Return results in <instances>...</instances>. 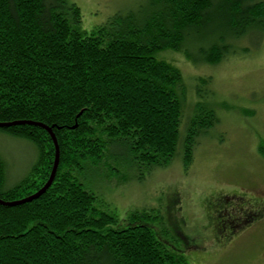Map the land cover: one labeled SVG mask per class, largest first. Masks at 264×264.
<instances>
[{
	"label": "trees",
	"instance_id": "16d2710c",
	"mask_svg": "<svg viewBox=\"0 0 264 264\" xmlns=\"http://www.w3.org/2000/svg\"><path fill=\"white\" fill-rule=\"evenodd\" d=\"M252 35L264 41V0H147L89 31L67 0H0V123L42 124L58 145L46 191L0 205V264H187L167 244L174 235L136 224L151 213L133 212L122 226L78 175L110 160L151 173L178 150L186 171L219 118L200 102L186 105L182 72L154 55L171 50L193 66H217ZM195 82L198 98L203 87L211 95V77ZM0 129L35 152L12 186L0 157V200L14 202L45 185L55 147L38 126Z\"/></svg>",
	"mask_w": 264,
	"mask_h": 264
},
{
	"label": "rangeland",
	"instance_id": "374dc122",
	"mask_svg": "<svg viewBox=\"0 0 264 264\" xmlns=\"http://www.w3.org/2000/svg\"><path fill=\"white\" fill-rule=\"evenodd\" d=\"M67 1L79 7L82 27L89 31L147 0ZM154 57L180 69L186 105L200 102L213 108L219 124L199 139L186 171L178 150L170 165L151 173L133 169L125 160H110L83 171L79 182L97 197V208L116 215L122 226L129 224L133 212L151 213V220L136 224L148 226L157 236L166 231L170 240L174 235L175 242L166 243L187 264H264V220L230 235L217 223L225 217L216 213L221 196L248 191L257 195L255 202L249 200L256 205L264 195V157L259 152L264 149V41L257 35L240 41L236 53L217 66H193L171 50ZM197 77H211V95L203 87L201 98L196 96ZM34 156L29 143L0 129L8 186L26 176Z\"/></svg>",
	"mask_w": 264,
	"mask_h": 264
},
{
	"label": "flooded vegetation",
	"instance_id": "af4514ba",
	"mask_svg": "<svg viewBox=\"0 0 264 264\" xmlns=\"http://www.w3.org/2000/svg\"><path fill=\"white\" fill-rule=\"evenodd\" d=\"M247 192L238 191L231 195L221 196L217 200L216 213L218 217H225L217 223L221 229L229 230L230 235L237 234L251 224L264 220V195L258 196L260 199L255 205L249 203V200L255 202L257 195ZM177 240L180 239L177 237Z\"/></svg>",
	"mask_w": 264,
	"mask_h": 264
},
{
	"label": "water",
	"instance_id": "95a60500",
	"mask_svg": "<svg viewBox=\"0 0 264 264\" xmlns=\"http://www.w3.org/2000/svg\"><path fill=\"white\" fill-rule=\"evenodd\" d=\"M19 124L34 125V126L41 127L42 129L47 131V133L50 135V137H51V139L53 141L54 147H55V159H54L52 171H51V173L49 175L48 180L46 181L45 185L38 192H36L35 194H33V195L29 196V197H26L24 199H21V200H18V201H14V202H4V201L0 200V205L6 206V207H13V206L21 205V204H24V203H28V202H31V201L37 199L39 196H41L46 191V189L51 185V183H52V181L54 179L55 173H56L57 166H58V145H57L56 139H55L51 129L46 127V126H44V125H42V124L31 123V122L0 123V128H8V127H11V126H14V125H19Z\"/></svg>",
	"mask_w": 264,
	"mask_h": 264
}]
</instances>
